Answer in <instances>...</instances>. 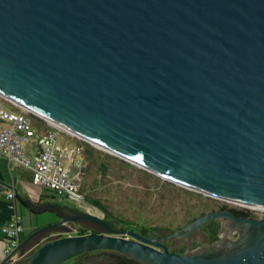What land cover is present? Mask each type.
I'll return each mask as SVG.
<instances>
[{
	"label": "water",
	"instance_id": "obj_1",
	"mask_svg": "<svg viewBox=\"0 0 264 264\" xmlns=\"http://www.w3.org/2000/svg\"><path fill=\"white\" fill-rule=\"evenodd\" d=\"M0 95L139 166L264 206V0H0ZM74 219L103 231L47 240L25 264L96 250L132 264H264V217L230 208L163 237L186 236L180 245L223 221L218 240L184 252L89 213ZM67 222L43 224L21 248L71 232Z\"/></svg>",
	"mask_w": 264,
	"mask_h": 264
},
{
	"label": "rangeland",
	"instance_id": "obj_2",
	"mask_svg": "<svg viewBox=\"0 0 264 264\" xmlns=\"http://www.w3.org/2000/svg\"><path fill=\"white\" fill-rule=\"evenodd\" d=\"M7 106L11 107L9 103ZM15 109L19 110V108ZM33 120L36 127L41 126L38 118L34 117ZM66 139L65 134L59 137L61 141ZM85 161L87 164L86 178L83 181L81 195L72 197L51 191L50 199L53 202L62 205H78L96 215L114 219L116 223L127 226L132 225V228L155 227L163 232H177V230L185 228L201 215L220 210L223 205L237 209H247L255 217H264V210L247 208L183 186L91 144L87 145ZM27 174L29 175V177H26L28 188L37 189L36 194H33L30 190L29 195L31 196L29 199H32V197L37 199L44 188L33 180L31 171L28 170ZM19 204L24 216L23 224L29 228V232L38 225L42 226L52 218L48 213H36L30 210L29 206L21 201ZM75 228L82 231L91 229L98 231L99 229L89 222L81 226H75ZM72 233L77 234L74 231L65 232L61 229L45 231L35 237L33 241H30L26 248L29 251L32 249V253L36 247L47 240ZM237 235L238 232H235L231 238L235 239ZM126 236L130 237L129 235ZM184 238L186 236L176 238V243L172 247H176ZM196 240H198L197 244L213 242L211 238L205 241L198 237ZM96 261H100V263L102 261L105 264H132L121 257L110 254H107L106 258H101V255L98 254L88 255L83 259L72 258L64 264L95 263Z\"/></svg>",
	"mask_w": 264,
	"mask_h": 264
},
{
	"label": "built area",
	"instance_id": "obj_3",
	"mask_svg": "<svg viewBox=\"0 0 264 264\" xmlns=\"http://www.w3.org/2000/svg\"><path fill=\"white\" fill-rule=\"evenodd\" d=\"M8 103L11 107L7 106ZM34 117L39 119L41 126L34 125ZM62 134L66 135L65 141L59 140ZM88 144L91 143L0 95V153L9 161L31 170L33 180L44 189L72 197L81 195L86 178L85 151ZM8 196L16 199L17 193L10 190ZM14 206L17 208L16 200ZM1 230L6 246L5 258L0 264H25L32 249L21 248L22 214L16 210ZM72 231L77 234L91 232L75 227Z\"/></svg>",
	"mask_w": 264,
	"mask_h": 264
},
{
	"label": "crops",
	"instance_id": "obj_4",
	"mask_svg": "<svg viewBox=\"0 0 264 264\" xmlns=\"http://www.w3.org/2000/svg\"><path fill=\"white\" fill-rule=\"evenodd\" d=\"M25 169L27 168L25 167L23 168L21 165L14 163L13 161H9L3 154L0 153V260H3L5 258V246H6L1 228L2 225L6 223L10 219V217L16 212V210L22 214V210L19 202L23 200L25 204L28 203L29 205L30 204L33 205V207L32 208L29 207V209L34 212H36V208H40V204L53 202L50 199L51 191L46 189H43L44 191H42L39 198L34 199V197H32V199H29L31 196L29 195L30 192L32 191L33 194H36L37 189L33 188L32 190L28 188V184H27L28 180L26 177H29V175L27 174L29 169L28 170ZM10 190L16 191L17 193L16 199L9 198L8 192ZM15 200L17 203V208H15L14 206ZM34 204L37 205L35 206ZM23 222H24V216H23ZM23 233H24V237H26V235L29 233V228H27L26 225L24 227Z\"/></svg>",
	"mask_w": 264,
	"mask_h": 264
},
{
	"label": "flooded vegetation",
	"instance_id": "obj_5",
	"mask_svg": "<svg viewBox=\"0 0 264 264\" xmlns=\"http://www.w3.org/2000/svg\"><path fill=\"white\" fill-rule=\"evenodd\" d=\"M225 206L223 205L221 208H224ZM227 207V206H226ZM227 208H230L232 209L233 211L234 208L233 207H227ZM57 209V208H56ZM236 211H238L239 209L235 208ZM53 210H47L46 212H43V213H49V214H53V216H51L52 218L48 221H46L45 223L51 221V222H54V221H59L63 218V216H65L66 218H68V225L71 226L72 228H74L75 226H81L83 224H87V222L85 220H75L74 217L77 216L79 213H89V214H92V215H95V216H98L100 217L102 220H104L105 222H107L108 224L112 225L113 227H116V228H121V229H125V230H134L136 232H139L143 235H151L153 237H160V242H163L167 245V247L171 250V251H177V252H181L182 249L184 251L188 250V249H193V248H197V247H200V246H203V245H206L208 243H204V244H197L196 243L198 242V240H196L198 237H201L202 239H204L205 241L209 240L212 236V234L214 233V228L219 225L220 227V230L223 226V221L220 220V219H212L210 220L209 222L205 223L198 231L195 232V234L192 236L191 238V241L190 242H183L182 244L176 246V247H172L176 240V236H172V237H169L167 239H164L163 237L174 232V231H170V232H163V231H160L158 230L157 228L155 227H140V228H132V225H123V224H120V223H116V221L114 219H110L109 217L107 216H101V215H96L94 213H91L90 211L88 210H84L82 209L81 207H79L78 205H63V207L61 208V211H62V214H58L57 213H54L52 212ZM54 211H57L54 209ZM194 219V218H193ZM192 219V220H193ZM44 223V224H45ZM92 226L96 227V228H99L98 231L95 230V229H91V231H94V232H102L103 231V228L97 226V225H94L91 223ZM41 225H38L34 230H31L29 234H31L32 232H34L36 229H38ZM181 228V227H180ZM220 232V231H219ZM37 237V236H36ZM197 237V238H196ZM35 239V237L31 240L33 241ZM195 244V245H194Z\"/></svg>",
	"mask_w": 264,
	"mask_h": 264
},
{
	"label": "trees",
	"instance_id": "obj_6",
	"mask_svg": "<svg viewBox=\"0 0 264 264\" xmlns=\"http://www.w3.org/2000/svg\"><path fill=\"white\" fill-rule=\"evenodd\" d=\"M21 202L23 204H25V202L23 200H21ZM95 204H97V203H95ZM97 205H99V204H97ZM224 208H227V207L225 206ZM233 208H234L235 212H237L238 214H241V215H251L250 211L247 210V209H239L238 211H236L235 207H233ZM145 228H147V227H145ZM219 231H220V227H219V225H217L214 228V233L211 236V241H215V240H218L219 239ZM181 252H184V250L182 249ZM106 253H110V254L113 255L115 253H118V251H114V250H96V251H93V252L85 253V254L80 255L78 257H75V258H81V259H83L84 257H86L88 255H94V254L101 255V258H103V257L106 258V255H107ZM95 263L96 264H105L102 261H101V263H100V261H96Z\"/></svg>",
	"mask_w": 264,
	"mask_h": 264
},
{
	"label": "bare ground",
	"instance_id": "obj_7",
	"mask_svg": "<svg viewBox=\"0 0 264 264\" xmlns=\"http://www.w3.org/2000/svg\"><path fill=\"white\" fill-rule=\"evenodd\" d=\"M20 106H22V107H24V108H27L26 106H23V105H20ZM27 109L30 110V108H27ZM88 142H89V141H88ZM90 143H91L92 145L96 146V147L99 148V149H102V150H104V151H107V152H110V153L115 154V155H117V156H120V157H122V158H124V159H126V160H128V161H130V162H132V163H134V164H136V165H138L133 159H131V158H129V157L123 155V154H120V153L115 152V151L108 150V149H106V148H104V147H102V146H100V145H98V144H96V143H93V142H90ZM138 166H139V165H138ZM140 167H142V166H140ZM142 168H144V167H142ZM145 169H147V168H145ZM147 170H149V171H151V172H154V173H156V174H158V175L164 177L165 179H168V180L174 181V182H176V183H178V184H181V185H183V186H186V187H189V188H192V189H195V190L200 191L199 189H197V188H195V187H193V186H188V185H186V184H183V183L178 182L176 179L169 178V177L163 175L162 173H160V172H158V171L151 170V169H147ZM206 194L211 195V196H213V197H216V196H214V195H212V194H209V193H206ZM217 198H218V197H217ZM233 203H236V202H233ZM236 204H238V205H242V206L247 207V208H258V209L264 210V206L249 205V204H241V203H236Z\"/></svg>",
	"mask_w": 264,
	"mask_h": 264
}]
</instances>
